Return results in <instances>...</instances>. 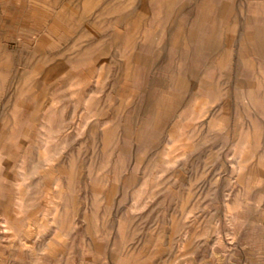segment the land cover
<instances>
[{"label": "rangeland", "instance_id": "374dc122", "mask_svg": "<svg viewBox=\"0 0 264 264\" xmlns=\"http://www.w3.org/2000/svg\"><path fill=\"white\" fill-rule=\"evenodd\" d=\"M0 264H264V0H0Z\"/></svg>", "mask_w": 264, "mask_h": 264}]
</instances>
